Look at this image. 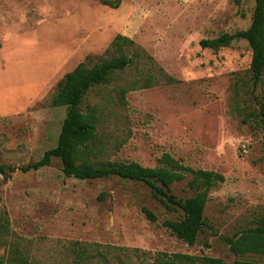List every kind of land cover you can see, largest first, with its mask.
<instances>
[{
  "label": "rangeland",
  "instance_id": "rangeland-1",
  "mask_svg": "<svg viewBox=\"0 0 264 264\" xmlns=\"http://www.w3.org/2000/svg\"><path fill=\"white\" fill-rule=\"evenodd\" d=\"M75 8L73 21L64 17ZM253 10L254 0H122L118 9L99 0H0V24L23 32L43 23L38 29L44 48L82 29L78 15L89 17L93 28L101 25L95 34L107 46L90 56L88 67L116 34L151 57L134 59L85 95L81 113L101 115L96 163L154 168L169 154L192 170L224 178L208 194L204 218L210 228L189 246L162 225L181 212L166 210L142 183L66 178L57 158L37 171L0 175L4 264L12 251L24 264H162L164 255L173 254L264 263L261 256L233 255L223 241L264 217V76L253 87L252 52L244 40L217 51L199 46L203 39L248 28ZM116 54L109 50L104 57ZM165 76L176 82L167 83ZM149 77L151 88L121 97L129 83ZM54 93L50 87L25 113L0 118V165L26 166L56 147L67 109L50 105ZM188 180L172 184V194L193 196ZM142 208L157 220L150 222ZM82 248L87 256L78 257Z\"/></svg>",
  "mask_w": 264,
  "mask_h": 264
},
{
  "label": "trees",
  "instance_id": "trees-1",
  "mask_svg": "<svg viewBox=\"0 0 264 264\" xmlns=\"http://www.w3.org/2000/svg\"><path fill=\"white\" fill-rule=\"evenodd\" d=\"M102 5L112 9H118L122 0H99ZM238 2V0H236ZM244 40L251 49L250 73L253 87L258 85L264 76V0H254V10L251 23L248 28L233 34H221L214 39H203L199 42L202 49L217 51L228 47L233 41ZM135 48L132 55L127 54ZM117 53L111 58L104 55L109 51ZM105 54L98 56V62L88 67L87 56L71 72L65 74L56 84L55 93L50 99L52 107H66V115L63 119L60 134L55 148L47 150L43 157L35 162L22 167H5L0 165V175L9 177L16 170L21 173L37 171L49 166L52 158H57L62 164V173L66 178L77 180H96L109 177L142 183L147 186L154 199L170 212H181L177 220H165L162 225L178 240L189 246H193L200 232L205 227L210 228L204 218V210L208 194L212 188L224 181L223 176L214 171L192 170L179 163L169 154H163L157 160L154 168H145L135 162L96 163L99 156L97 125L101 115L95 110L81 113L80 105L87 92L99 85L110 82L111 76L116 71L126 69L134 59L151 57L129 38L116 34L109 44ZM169 84L175 83V79L165 76ZM152 78H145L141 84L131 82L122 90L121 97L129 91L148 89L153 86ZM187 178V185L194 191V195L185 199H179L172 194L171 185L180 183ZM142 212L150 222H155L157 217L148 209L142 208ZM0 221V232L4 228ZM229 251L235 256L257 255L264 257V217L260 218L255 227H247L235 232L231 237L223 238ZM87 250H77L78 257H84ZM162 264H227L220 259L208 257H193L185 254L164 255ZM4 257H0V264H4ZM6 264H24L22 257L11 252ZM233 264H264L257 261L237 260Z\"/></svg>",
  "mask_w": 264,
  "mask_h": 264
},
{
  "label": "crops",
  "instance_id": "crops-1",
  "mask_svg": "<svg viewBox=\"0 0 264 264\" xmlns=\"http://www.w3.org/2000/svg\"><path fill=\"white\" fill-rule=\"evenodd\" d=\"M77 10L64 17L73 21ZM78 17L82 29L77 27L72 38L45 48L38 29L43 23L23 32L0 24V118L25 113L87 56L106 48L107 40L95 34L101 25L93 28L89 17Z\"/></svg>",
  "mask_w": 264,
  "mask_h": 264
}]
</instances>
